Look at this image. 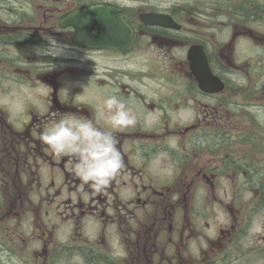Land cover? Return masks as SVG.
Returning a JSON list of instances; mask_svg holds the SVG:
<instances>
[{
    "label": "flooded vegetation",
    "instance_id": "1",
    "mask_svg": "<svg viewBox=\"0 0 264 264\" xmlns=\"http://www.w3.org/2000/svg\"><path fill=\"white\" fill-rule=\"evenodd\" d=\"M94 5L128 44L74 41ZM110 95L134 126L109 127ZM65 117L115 136L104 191L41 140ZM0 264H264V0H0Z\"/></svg>",
    "mask_w": 264,
    "mask_h": 264
},
{
    "label": "clouds",
    "instance_id": "2",
    "mask_svg": "<svg viewBox=\"0 0 264 264\" xmlns=\"http://www.w3.org/2000/svg\"><path fill=\"white\" fill-rule=\"evenodd\" d=\"M64 47L53 40L43 54L56 57ZM105 108L107 124L111 129H124L137 123V115L116 95L107 97ZM40 138L57 158L69 157L74 162L73 171L82 182V189L89 185L96 192L104 191L123 168L112 131L98 127L91 120L61 118Z\"/></svg>",
    "mask_w": 264,
    "mask_h": 264
},
{
    "label": "water",
    "instance_id": "3",
    "mask_svg": "<svg viewBox=\"0 0 264 264\" xmlns=\"http://www.w3.org/2000/svg\"><path fill=\"white\" fill-rule=\"evenodd\" d=\"M147 23L158 25H174L173 19L165 14H149L145 16ZM73 25L76 28L75 42H79V37L82 34L87 35V31L92 25H98L104 30H100V36L87 37L83 43L88 47H117L120 48L119 41H124L128 44L131 40V29L122 18L121 11L117 8L107 7L103 5L90 6L86 10L75 12L64 19L61 25ZM115 26V27H113ZM115 37L112 38L111 35ZM115 39V43L113 40ZM115 45V46H114ZM209 71L205 70V78H209ZM215 79V78H214Z\"/></svg>",
    "mask_w": 264,
    "mask_h": 264
},
{
    "label": "rangeland",
    "instance_id": "4",
    "mask_svg": "<svg viewBox=\"0 0 264 264\" xmlns=\"http://www.w3.org/2000/svg\"><path fill=\"white\" fill-rule=\"evenodd\" d=\"M136 1H137V0H131L132 3H136ZM208 9H209V8H208ZM205 21H207V19H206ZM205 21L199 19V23H201V24H203V25L208 23V22H205ZM209 25H210V23H209ZM229 183H230V181H229Z\"/></svg>",
    "mask_w": 264,
    "mask_h": 264
}]
</instances>
